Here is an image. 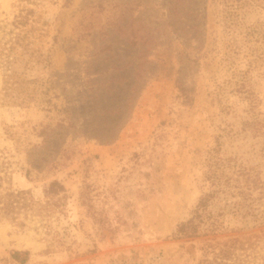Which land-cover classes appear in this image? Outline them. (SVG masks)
<instances>
[{
  "label": "rangeland",
  "instance_id": "rangeland-1",
  "mask_svg": "<svg viewBox=\"0 0 264 264\" xmlns=\"http://www.w3.org/2000/svg\"><path fill=\"white\" fill-rule=\"evenodd\" d=\"M35 2L51 63L30 76L51 90L0 105V173L36 201L54 179L66 192L26 229L0 221V264H21L16 250L24 264H200L206 236L173 233L209 189V149L220 140L264 179V135L244 130L241 92L253 89L264 121V0ZM17 3L0 0V19ZM222 219L220 239L264 231V216Z\"/></svg>",
  "mask_w": 264,
  "mask_h": 264
},
{
  "label": "trees",
  "instance_id": "trees-1",
  "mask_svg": "<svg viewBox=\"0 0 264 264\" xmlns=\"http://www.w3.org/2000/svg\"><path fill=\"white\" fill-rule=\"evenodd\" d=\"M36 6L35 0H19L12 16L0 19V105L28 106L38 102L41 96H47L51 90L48 80L30 76L38 65L48 67L51 63L50 55L43 51L48 29L39 23ZM50 84L53 86L52 82ZM241 92L245 94L251 117L245 122L244 130L264 135V121L257 109L258 96L251 88H241ZM221 145L218 140L208 151L205 178L210 183L209 189L202 193L191 216L177 224L173 238L206 236L200 264H264V251L259 248L264 231L261 234L219 238L229 231L222 219L226 211L235 217L264 216L256 204L264 199V179L260 170L247 166L236 156H223ZM65 192V185L54 179L49 184L47 199L36 201L28 197L23 189L15 188L9 175L0 173V221L7 220L26 229L32 217L38 216L43 220L55 214L60 208L59 199ZM216 199L225 203L222 213L217 215L210 209ZM48 226L50 229V224ZM29 254L28 250H16L13 258L24 264Z\"/></svg>",
  "mask_w": 264,
  "mask_h": 264
}]
</instances>
